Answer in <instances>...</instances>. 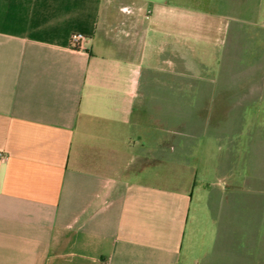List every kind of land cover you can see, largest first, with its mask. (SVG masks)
<instances>
[{
    "label": "crops",
    "instance_id": "obj_1",
    "mask_svg": "<svg viewBox=\"0 0 264 264\" xmlns=\"http://www.w3.org/2000/svg\"><path fill=\"white\" fill-rule=\"evenodd\" d=\"M210 29L173 4L0 0V264H264V173L158 181L176 82L215 79Z\"/></svg>",
    "mask_w": 264,
    "mask_h": 264
},
{
    "label": "rangeland",
    "instance_id": "obj_2",
    "mask_svg": "<svg viewBox=\"0 0 264 264\" xmlns=\"http://www.w3.org/2000/svg\"><path fill=\"white\" fill-rule=\"evenodd\" d=\"M131 2L146 10L173 4L211 26V32L198 35L214 48L208 70L215 79L176 82L182 95L172 99L174 104L168 100V106L182 126L171 131L160 153L164 177L158 181L200 186L225 170L243 172L248 184H256L260 179L249 176L264 173V0ZM166 85L174 90V83ZM150 154L153 161L155 152Z\"/></svg>",
    "mask_w": 264,
    "mask_h": 264
},
{
    "label": "built area",
    "instance_id": "obj_3",
    "mask_svg": "<svg viewBox=\"0 0 264 264\" xmlns=\"http://www.w3.org/2000/svg\"><path fill=\"white\" fill-rule=\"evenodd\" d=\"M87 41V36L81 33H74L71 35L70 44L74 49H81L83 44Z\"/></svg>",
    "mask_w": 264,
    "mask_h": 264
}]
</instances>
